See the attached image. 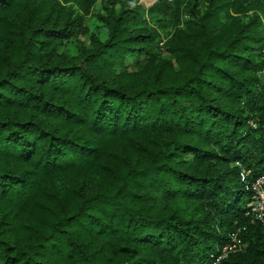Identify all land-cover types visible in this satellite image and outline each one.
<instances>
[{
	"label": "trees",
	"instance_id": "trees-1",
	"mask_svg": "<svg viewBox=\"0 0 264 264\" xmlns=\"http://www.w3.org/2000/svg\"><path fill=\"white\" fill-rule=\"evenodd\" d=\"M98 1L0 0V264H264V0Z\"/></svg>",
	"mask_w": 264,
	"mask_h": 264
},
{
	"label": "rangeland",
	"instance_id": "rangeland-1",
	"mask_svg": "<svg viewBox=\"0 0 264 264\" xmlns=\"http://www.w3.org/2000/svg\"><path fill=\"white\" fill-rule=\"evenodd\" d=\"M157 0H138L140 4L144 7H149ZM110 0H99L90 12L83 14L82 26L83 29L80 30L75 37L71 40L65 42L61 47V51H67L69 53H75L80 45H88L91 42V37L95 36L100 40L106 38V32L104 30V23L100 19L99 15H106L109 9L112 7ZM168 13H166L167 17ZM149 17V16H148ZM167 29V28H166ZM165 32H162L164 35ZM162 35V36H163ZM163 40H159V47L156 51L165 57V52L162 46Z\"/></svg>",
	"mask_w": 264,
	"mask_h": 264
},
{
	"label": "built area",
	"instance_id": "built-area-1",
	"mask_svg": "<svg viewBox=\"0 0 264 264\" xmlns=\"http://www.w3.org/2000/svg\"><path fill=\"white\" fill-rule=\"evenodd\" d=\"M264 52V50H263ZM245 179V174L241 173V180ZM253 192L252 200L247 203L253 220L264 222V172L260 174L250 185ZM244 230V228H242ZM241 229L229 233L228 241L220 247L214 256L211 264H224L223 261L231 253L243 251L246 244L240 236Z\"/></svg>",
	"mask_w": 264,
	"mask_h": 264
}]
</instances>
